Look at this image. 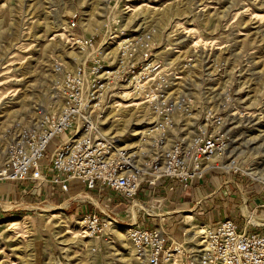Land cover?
<instances>
[{
    "label": "rangeland",
    "instance_id": "374dc122",
    "mask_svg": "<svg viewBox=\"0 0 264 264\" xmlns=\"http://www.w3.org/2000/svg\"><path fill=\"white\" fill-rule=\"evenodd\" d=\"M123 9L121 0H0V167L5 158V130L20 119L35 121L40 110L52 106V67L73 56L68 44L73 16L79 15L84 35L96 34L102 44L107 38L103 21L123 15V27L157 26L158 52L169 62L191 61L188 70L197 99L208 89L212 105H217L225 89L234 90L247 115L233 124L232 154L246 173L263 176L264 0H135L129 12ZM106 117L103 129L119 136L122 144L135 142L149 121L147 108L136 100L111 108ZM54 148L55 144L47 161ZM231 175L209 173L204 186L211 178L230 180ZM235 177L249 180L244 175ZM77 184L74 194L59 198L58 193L34 206L2 213L0 264H142L133 253L126 227H110L96 239L85 234L83 215L101 209L121 223L164 228L177 243L186 241L201 250L200 231L210 222L208 212L204 216L194 207H173L164 186L144 189L133 206L110 190L99 197L97 190L88 193ZM217 187L212 186V192ZM157 189L161 194H154ZM42 190L49 194L51 189L45 184ZM0 210H4L1 204ZM239 213L237 208L222 212V218L215 214L213 222ZM104 214L100 213L107 218ZM254 215L239 217V224L252 222Z\"/></svg>",
    "mask_w": 264,
    "mask_h": 264
},
{
    "label": "built area",
    "instance_id": "2783aa9c",
    "mask_svg": "<svg viewBox=\"0 0 264 264\" xmlns=\"http://www.w3.org/2000/svg\"><path fill=\"white\" fill-rule=\"evenodd\" d=\"M134 1L121 0L124 12ZM124 19L119 15L103 21L107 38L100 44L96 34L81 32L79 15L73 16L68 34L73 56L52 67V106L40 110L35 121L20 119L5 130L0 183L51 184L68 195L76 182L88 193L97 190L100 197L110 190L135 206L145 186L152 190L174 182L186 190L221 171L244 175L264 192V175L246 173L232 154L233 124L247 115L234 90L225 89L217 105L208 89L197 99L191 61L169 62L158 52L157 26L127 28ZM129 100L147 108L149 121L135 142L122 144L103 126L107 111ZM198 214L206 212L199 209ZM254 216L262 223L253 225L264 227V219ZM81 223L92 239L111 226L126 227L142 264H264V234L249 232L232 219L205 224L199 252L189 243L175 242L163 228L121 223L105 209L83 215Z\"/></svg>",
    "mask_w": 264,
    "mask_h": 264
},
{
    "label": "crops",
    "instance_id": "0c3cea01",
    "mask_svg": "<svg viewBox=\"0 0 264 264\" xmlns=\"http://www.w3.org/2000/svg\"><path fill=\"white\" fill-rule=\"evenodd\" d=\"M48 177L50 178V176ZM206 178H208V175L205 177V179ZM230 178V180L211 178L210 180H207V188H205L204 186L205 179L202 181L191 183L189 188L186 190H183L177 183L174 182H169L166 185L163 184L159 187L161 188L162 186H164L166 189H168L167 200H173V207L181 206L183 208L181 210H184V208L194 207L193 210L203 209L204 211L208 212V218L210 222L207 224L219 223L225 219L235 220L239 224V217L247 218V215L252 214H257L260 219H264V192L262 191L261 187L255 182L235 177L234 175H231ZM47 185H49L51 189L49 191V194L42 193V187L44 185L39 186L29 181L24 183H0V204L4 208V210H0V219L3 218V212L9 213L21 208L24 209V207L34 206V204L39 203V201L44 202L47 198H50V196L52 197L56 194L58 195V193L60 195L59 198L62 197L63 194H60V191L56 186L50 184ZM77 185V183L71 184L70 192L72 194L77 192ZM217 185L218 187L212 192V186L216 187ZM155 191L154 194H161L158 192V189ZM174 201H177L178 204H176V202ZM228 206L231 209L228 208ZM237 208L240 209L241 212L238 216L235 214L233 215V217L232 215H229L221 219L220 221H217L215 223L213 222L215 214L217 218H222V212H227L229 210ZM244 208H246L245 210L247 212V215L244 213ZM189 212L184 211L181 213ZM190 218L194 219V216ZM239 226L241 228L246 226L249 232L264 234V227H256L252 224V222L249 221H247L245 225L239 224ZM166 233L172 240L177 242L173 235L168 232ZM190 239L188 238V242ZM183 244H187V242L185 241Z\"/></svg>",
    "mask_w": 264,
    "mask_h": 264
},
{
    "label": "bare ground",
    "instance_id": "6f19581e",
    "mask_svg": "<svg viewBox=\"0 0 264 264\" xmlns=\"http://www.w3.org/2000/svg\"><path fill=\"white\" fill-rule=\"evenodd\" d=\"M222 100H223V98L219 99V101H218L217 104H219V102L222 101ZM254 176H258V175H256V174L254 173ZM79 200H80V199H79ZM73 201H74V200H73ZM95 204H96V203H95ZM146 208H147V207H146ZM149 211H150V210H149ZM157 216H158V215H157ZM160 216H161V215H160ZM250 220H251L252 222H254V223L257 222L252 216H251V219H250ZM111 227H112V226H111ZM200 232H202L201 234H203V231H202V230H201ZM195 238H196V237H192L191 240H194ZM199 251H201V250L198 249V252H199Z\"/></svg>",
    "mask_w": 264,
    "mask_h": 264
}]
</instances>
